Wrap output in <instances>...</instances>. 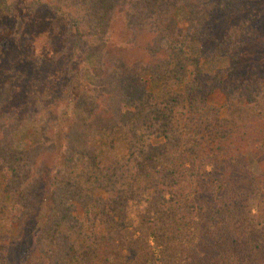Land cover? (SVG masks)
<instances>
[{
    "label": "trees",
    "instance_id": "obj_1",
    "mask_svg": "<svg viewBox=\"0 0 264 264\" xmlns=\"http://www.w3.org/2000/svg\"><path fill=\"white\" fill-rule=\"evenodd\" d=\"M254 1L0 0V264H264Z\"/></svg>",
    "mask_w": 264,
    "mask_h": 264
},
{
    "label": "rangeland",
    "instance_id": "obj_2",
    "mask_svg": "<svg viewBox=\"0 0 264 264\" xmlns=\"http://www.w3.org/2000/svg\"><path fill=\"white\" fill-rule=\"evenodd\" d=\"M264 3V0H256L254 1V4H257L258 6L262 5ZM179 18L182 20L185 18L183 12H180L179 14ZM264 16V14H263ZM263 30H264V24H263ZM260 35H257L256 38H254L252 40V44H250L249 49L246 51V53L244 54L243 58L241 59L240 64L238 65L234 76L236 75L237 78H241V80H244V78H255V77H261L264 76V31L262 33H259ZM126 36H128V33L125 31L124 27L121 24H118V26L116 27L114 33H113V37L117 40H119L120 42H122V39L127 38ZM142 45H145V41L144 39L142 40ZM3 49H0V55L2 56V54H4ZM121 55L129 62H135V61H143L145 60V55L143 54L142 51L140 50H130V49H126L124 50ZM253 62V66H250V64H252ZM225 65V63L223 64ZM226 66V65H225ZM225 66H212L207 65L205 67V71L207 73L210 74H215L214 72H216L217 68H221V67H225ZM236 77H233V79ZM216 97L215 99L213 98V100L211 99V102H213L214 105L220 107L222 106V104L224 103V96H222L220 93H216ZM77 114V112L74 110V106L73 104L70 105L64 112H63V117L65 118V121L68 123H71L72 120L74 119L75 115ZM29 135V132H27L24 137L22 138V140L26 139ZM123 154V150L119 152V155ZM249 173L251 175H254L256 177H259L261 174V169L257 163V161L250 155V161H249V165H248V169ZM49 201L47 202L45 209L43 211V214L46 212V210L49 208ZM77 216L83 220L85 217V213L81 210L78 209L77 212Z\"/></svg>",
    "mask_w": 264,
    "mask_h": 264
}]
</instances>
